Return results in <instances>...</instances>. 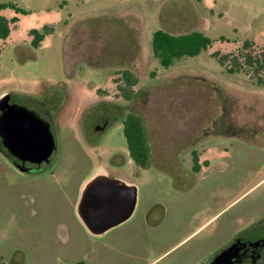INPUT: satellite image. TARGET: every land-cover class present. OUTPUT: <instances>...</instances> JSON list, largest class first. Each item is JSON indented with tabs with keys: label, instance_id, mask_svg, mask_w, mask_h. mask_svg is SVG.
Listing matches in <instances>:
<instances>
[{
	"label": "rangeland",
	"instance_id": "1",
	"mask_svg": "<svg viewBox=\"0 0 264 264\" xmlns=\"http://www.w3.org/2000/svg\"><path fill=\"white\" fill-rule=\"evenodd\" d=\"M0 3L24 11L0 12L10 30L0 39V96L12 94L20 105L22 95L48 100L56 141L47 170L35 177L0 152V264H201L264 217V0ZM31 30L45 32L38 48ZM158 30L198 31L211 47L164 69L152 53ZM125 71L137 80L129 90ZM102 102L140 117L148 168L130 159L120 123L100 140L92 131ZM223 106L243 132L203 142L210 169L172 183L152 168H164L163 158L178 155L209 121L228 123L217 118ZM98 168L95 174L110 172L137 188L138 212L160 206L149 222L150 247L137 258L120 261L95 244L77 215L81 187Z\"/></svg>",
	"mask_w": 264,
	"mask_h": 264
},
{
	"label": "flooded vegetation",
	"instance_id": "2",
	"mask_svg": "<svg viewBox=\"0 0 264 264\" xmlns=\"http://www.w3.org/2000/svg\"><path fill=\"white\" fill-rule=\"evenodd\" d=\"M120 95L126 100L129 99V97L127 98L124 96L122 88L120 89ZM47 102L48 100L46 99L42 102L40 98L24 95L21 96V106H25L29 110L35 111L42 119L48 122L50 124L51 131L54 134L53 128L55 112L50 109L49 105H47ZM10 103L20 105V103L13 101V95ZM96 107L98 109V114L92 122V131L98 135L99 140L110 128L119 123L122 125L123 133L128 116L136 115L131 112H126L125 109L121 108L119 104H107L106 102H102ZM221 109L223 112L217 115L218 119H222L224 115L228 114L225 113L226 111L224 106ZM226 117V122L230 123L229 126L226 125L228 123L218 126L216 124V120L209 121L210 123H206L204 128L196 131L198 133H196L193 138L184 141L178 155H169L163 158V164L165 166L164 168L160 166L152 167V165L151 167L154 170L162 168V173H165L167 178L170 179L172 183H176L179 181V179L198 176L203 171L210 169L213 166L211 157L200 153L202 150H204L199 148L203 142L213 140L212 138H228L230 135L243 132L242 128L238 127L232 122H229L228 115H226ZM82 129L83 136L87 139L88 133L85 122L83 123ZM146 145L148 150L147 160L149 165L151 164V159L147 137ZM54 152L52 153L48 163L42 162L40 165H38L30 161H21V173L29 177H35L42 174V172L47 170ZM184 152L189 153L188 158H183L182 154ZM204 152L206 153V151ZM138 168L141 169L140 167ZM140 171H142V169ZM108 173L105 174H107L109 177H113L110 175V172ZM157 207L160 206L158 204L149 205L142 213L134 209L132 216L126 221L120 223L101 235H90L96 239L95 244H99L104 249H112L117 254L120 261H123L124 258L128 257L137 258L138 255H142L144 253L143 250H148L147 248L150 247L148 234L150 226L149 222L150 218L153 216V213L157 210ZM132 217L136 218L133 219ZM111 232H113L112 236L116 239L117 244L116 246L114 245L110 247V237L108 236ZM231 251L234 252L230 253ZM80 263L86 264L84 262ZM201 264H264V217L259 219L257 222L248 225L242 232L238 233L234 238L227 242L219 252L211 251L209 255L206 256L204 260H202Z\"/></svg>",
	"mask_w": 264,
	"mask_h": 264
},
{
	"label": "water",
	"instance_id": "3",
	"mask_svg": "<svg viewBox=\"0 0 264 264\" xmlns=\"http://www.w3.org/2000/svg\"><path fill=\"white\" fill-rule=\"evenodd\" d=\"M11 98L12 94L0 96V152L18 162L20 171L21 161L48 163L56 150L50 124L35 111L11 104ZM136 202L134 185L107 174H95L84 185L76 211L86 230L97 236L129 219Z\"/></svg>",
	"mask_w": 264,
	"mask_h": 264
},
{
	"label": "trees",
	"instance_id": "4",
	"mask_svg": "<svg viewBox=\"0 0 264 264\" xmlns=\"http://www.w3.org/2000/svg\"><path fill=\"white\" fill-rule=\"evenodd\" d=\"M11 8L17 12L24 13L23 10L10 3H0V12L4 9ZM17 18L11 19V23H16ZM10 30L8 22L0 15V39L4 40L9 36ZM44 33L38 30H31L29 35L32 37L31 45L38 48L44 39ZM211 40L203 33L191 31L181 35H172L164 31L158 30L154 32L152 37V53L158 59L162 68L168 69L175 60L182 57H195L202 51H206L211 47ZM245 44H249L245 42ZM122 78L125 80L127 89L135 86L136 80L133 76L124 72ZM124 96L128 98V93L125 88H122ZM123 136L127 144V150L130 159L141 169L148 167V150L146 145V135L143 123L140 117L129 115L123 129ZM4 157L5 155L2 154ZM13 166L17 167L16 162L12 157L7 158Z\"/></svg>",
	"mask_w": 264,
	"mask_h": 264
},
{
	"label": "crops",
	"instance_id": "5",
	"mask_svg": "<svg viewBox=\"0 0 264 264\" xmlns=\"http://www.w3.org/2000/svg\"><path fill=\"white\" fill-rule=\"evenodd\" d=\"M100 168H98L95 172H94V174L99 170ZM93 176V175H92ZM92 176H90L89 177V179L92 177ZM88 179V180H89ZM87 182V181H86ZM86 184V183H85ZM82 190H83V187H81V191H80V195L78 194V197H77V201H79L78 199L80 198V196H81V192H82Z\"/></svg>",
	"mask_w": 264,
	"mask_h": 264
}]
</instances>
